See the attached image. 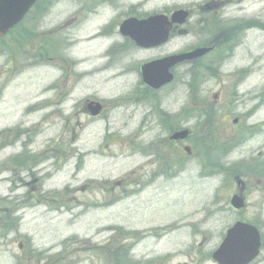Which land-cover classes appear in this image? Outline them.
<instances>
[{"label": "rangeland", "instance_id": "1", "mask_svg": "<svg viewBox=\"0 0 264 264\" xmlns=\"http://www.w3.org/2000/svg\"><path fill=\"white\" fill-rule=\"evenodd\" d=\"M55 1L0 42V264H214L239 220L264 241V0H223L224 16L253 28L201 62L214 75L196 78L198 91L186 85L198 66L181 65L151 103L136 95L140 66L196 46L197 16L188 35L142 50L122 47L123 11L89 22L75 0ZM203 2L144 4L165 13ZM106 29L110 39H97ZM43 46L50 53L35 60ZM87 100L105 105L100 118L82 112ZM171 125L189 138L172 144ZM211 160L220 173L205 168ZM235 194L242 211L230 207Z\"/></svg>", "mask_w": 264, "mask_h": 264}, {"label": "water", "instance_id": "2", "mask_svg": "<svg viewBox=\"0 0 264 264\" xmlns=\"http://www.w3.org/2000/svg\"><path fill=\"white\" fill-rule=\"evenodd\" d=\"M37 0H0V38L4 37L13 27L19 24ZM187 14L176 12L172 22L164 16H157L146 21H127L122 26V33L130 36L138 46L150 48L165 43L169 38L172 23L183 24ZM208 50H196L192 53L170 57L143 66V80L151 88L158 90L172 82L173 75L169 72L178 63L198 59ZM99 106L92 109L93 115L99 114ZM187 132L176 134L172 139H184ZM232 206L243 208V200L234 197ZM261 247L260 235L256 228L237 223L230 229L220 248L213 254L218 264H249L259 254Z\"/></svg>", "mask_w": 264, "mask_h": 264}, {"label": "flooded vegetation", "instance_id": "3", "mask_svg": "<svg viewBox=\"0 0 264 264\" xmlns=\"http://www.w3.org/2000/svg\"><path fill=\"white\" fill-rule=\"evenodd\" d=\"M122 1L123 4H119L118 7L113 6L116 9H120L119 11H123V14H121L122 16L126 15V17H136L141 19V17L145 14L141 13L143 4L134 5L131 2L132 0ZM126 1L128 4H125ZM225 8V3L220 0H208L206 4L198 7V27L200 29V38H208L205 44L213 46V51L237 38L241 33V30L249 32V22L241 28L237 24H230L231 19H228V16H224ZM225 62H227V60ZM224 63H220V67H222ZM82 112L91 119L85 104L82 108Z\"/></svg>", "mask_w": 264, "mask_h": 264}, {"label": "trees", "instance_id": "4", "mask_svg": "<svg viewBox=\"0 0 264 264\" xmlns=\"http://www.w3.org/2000/svg\"><path fill=\"white\" fill-rule=\"evenodd\" d=\"M39 54L41 55V51L39 52Z\"/></svg>", "mask_w": 264, "mask_h": 264}]
</instances>
